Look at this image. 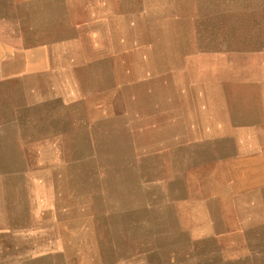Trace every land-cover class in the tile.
Wrapping results in <instances>:
<instances>
[{"label":"crops","instance_id":"1","mask_svg":"<svg viewBox=\"0 0 264 264\" xmlns=\"http://www.w3.org/2000/svg\"><path fill=\"white\" fill-rule=\"evenodd\" d=\"M4 1L37 44L50 19L93 2ZM253 82L239 105L171 121L163 136L152 124L101 139L116 201L99 202L77 201L75 136L67 198L50 184L57 169L30 168L46 158L43 121L30 124L29 101L0 92V264H264V80Z\"/></svg>","mask_w":264,"mask_h":264},{"label":"rangeland","instance_id":"2","mask_svg":"<svg viewBox=\"0 0 264 264\" xmlns=\"http://www.w3.org/2000/svg\"><path fill=\"white\" fill-rule=\"evenodd\" d=\"M70 12L50 19L37 44L0 0V92L29 101L30 124L43 121L46 158L34 155L30 168L57 169L50 184L66 198L74 136L77 201H116L101 139L152 124L163 136L171 121L239 105L264 80V0H93Z\"/></svg>","mask_w":264,"mask_h":264}]
</instances>
